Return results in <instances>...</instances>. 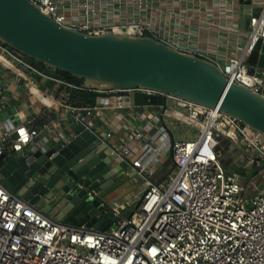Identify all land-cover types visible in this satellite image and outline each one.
I'll return each mask as SVG.
<instances>
[{"label":"built area","instance_id":"1","mask_svg":"<svg viewBox=\"0 0 264 264\" xmlns=\"http://www.w3.org/2000/svg\"><path fill=\"white\" fill-rule=\"evenodd\" d=\"M30 1L61 26L88 34L148 35L214 61L229 82L262 91L263 80L249 71L246 60L257 42L264 40V6L251 16L241 51L219 62L179 48L152 25L149 14L141 17L140 10L149 5L147 0ZM0 68L11 72L14 81L30 87L37 84L36 74L45 76L13 54L8 45H0ZM137 91L160 94L147 88L131 89ZM116 92L99 95L97 105H65L67 115L91 128L88 117L103 115L105 109L133 111L130 95ZM6 99L0 80V108ZM161 106L165 112H177L180 118L198 126V134L170 142L167 149L174 159L175 172L161 179H155V167L169 136L167 126L158 137L140 145L143 152L137 158H131V147L126 144L112 147L136 172L135 180L147 186L130 217L121 215L109 229L58 221L0 181V264H264V142L260 133L218 108L171 95ZM49 114L45 110L41 118ZM46 128L48 122L0 119V156L36 150L34 140ZM112 136L110 131L102 137L106 140ZM144 136L138 132L133 141L138 143ZM159 138L164 140L159 143ZM226 149L240 156L231 160L243 172L223 167L221 158Z\"/></svg>","mask_w":264,"mask_h":264},{"label":"water","instance_id":"2","mask_svg":"<svg viewBox=\"0 0 264 264\" xmlns=\"http://www.w3.org/2000/svg\"><path fill=\"white\" fill-rule=\"evenodd\" d=\"M240 3V23L249 30L250 18L262 10L264 0ZM0 45L10 46L45 76L69 73L99 95L129 94L135 105L165 104L171 95L219 107L256 129L264 142V40L246 60L249 71L263 80L261 93L229 82L208 58L148 35L88 34L64 27L30 0H0ZM136 88L160 94L131 92ZM72 127L74 135L51 140L44 148L1 155L0 181L58 221L109 229L121 215L130 217L147 184L135 180L136 172L101 135L76 120ZM92 190L98 193L88 194Z\"/></svg>","mask_w":264,"mask_h":264},{"label":"crops","instance_id":"3","mask_svg":"<svg viewBox=\"0 0 264 264\" xmlns=\"http://www.w3.org/2000/svg\"><path fill=\"white\" fill-rule=\"evenodd\" d=\"M147 2L148 7L140 10L141 17L145 18L146 14H149L152 17V25L183 50L223 62L230 55L239 53L246 43L249 30L242 28L240 23V0H147ZM36 79L37 84L30 87L24 82L14 81L11 72L0 68L1 84L5 86V94L8 95V99L1 101L0 112L4 113L2 119L10 117L16 122L29 123L32 120H37L38 124L48 122V128L43 129L34 140L37 148H44L51 140L74 135L72 124L75 120L67 115L65 105L79 106L83 103L97 105L101 98L96 92L94 102H89L80 88L68 87L61 81L62 78L39 76ZM13 84L22 89L13 91ZM134 106L133 111L129 108L105 109L103 115L89 116V125L102 136L112 132L113 136L106 138L111 148H117L120 144L130 146L132 159L139 157L143 152L140 145L148 138L158 137L162 133V127L167 126L169 136L162 146L164 150L155 167L156 174L162 164L161 158L170 152L167 149L170 142L178 138L191 139L198 134L199 128L187 118H180L177 112L173 114L171 110L169 113L165 112L161 104ZM45 110H49L50 114L43 119L41 116ZM138 132H143L145 136L136 143L133 137ZM163 140L158 139L159 143ZM163 177L164 175L161 178Z\"/></svg>","mask_w":264,"mask_h":264},{"label":"rangeland","instance_id":"4","mask_svg":"<svg viewBox=\"0 0 264 264\" xmlns=\"http://www.w3.org/2000/svg\"><path fill=\"white\" fill-rule=\"evenodd\" d=\"M24 87V86H23ZM17 89H22V87H19L18 85H12V90H17ZM37 97H39V95H36ZM3 112H0V119H2L3 116ZM232 159H237L240 158V156L236 153L235 155L228 151V149H226V152L223 154V157L221 158L222 161V165L223 167L227 170V171H241L243 172V170H240L239 168H237L238 166L236 165V163H234ZM162 159V164L160 165V167L158 168V170L156 171L155 177L156 178H161L162 175L167 176L168 174H173L175 172V162L174 159L171 155V153L169 152L166 155L163 156ZM161 175V176H160Z\"/></svg>","mask_w":264,"mask_h":264},{"label":"trees","instance_id":"5","mask_svg":"<svg viewBox=\"0 0 264 264\" xmlns=\"http://www.w3.org/2000/svg\"><path fill=\"white\" fill-rule=\"evenodd\" d=\"M41 65H43L44 67H46L44 64L40 63ZM61 74V78L78 86V88H80V90H82L84 92V96L87 100H89V102H94L95 100V96H96V91L95 90H90V89H86L82 86L83 84V80L78 79L74 76H72L69 73L66 72H62V71H58Z\"/></svg>","mask_w":264,"mask_h":264},{"label":"bare ground","instance_id":"6","mask_svg":"<svg viewBox=\"0 0 264 264\" xmlns=\"http://www.w3.org/2000/svg\"><path fill=\"white\" fill-rule=\"evenodd\" d=\"M216 108H218V109H219V107H216Z\"/></svg>","mask_w":264,"mask_h":264}]
</instances>
